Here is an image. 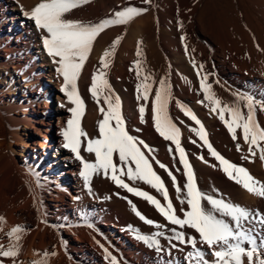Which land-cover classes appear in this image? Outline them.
<instances>
[{"label":"bare ground","instance_id":"obj_1","mask_svg":"<svg viewBox=\"0 0 264 264\" xmlns=\"http://www.w3.org/2000/svg\"><path fill=\"white\" fill-rule=\"evenodd\" d=\"M40 2L0 0V217L4 218L0 244L7 249L16 243L7 235L12 228L22 225L26 229L19 234L18 256L0 257V261L110 264V258H105L107 249L118 264H189V246L178 243L173 248L170 244L157 251L136 239L135 230L152 233V225L141 216L166 222L153 204L117 185L111 176L105 179L103 172L94 174L90 185L86 184L80 175L81 161L64 147L63 132L73 118L69 109L74 105L62 91L64 79L57 71L59 65L43 45L46 31L25 15ZM128 7L143 11L126 24L107 27L98 35L101 39L97 36L100 41L93 44L78 89L92 71L101 68L97 57L102 59L105 51L114 52L106 58L110 66L105 71L112 94L122 103L130 135L151 149L141 146L153 171L157 164L166 175L171 172L187 183L175 143L156 131L153 119L155 92L159 82L166 80L171 93L168 114L180 130V145L195 180L216 178L231 193V203L264 214V198L250 193L222 171L219 161L193 131L200 125L183 110L195 114L206 135L213 137L218 153L264 182V159L259 149L254 147L256 155L248 151L242 129H237V139L232 138L219 119V110L212 111L215 105L201 88V79L207 74L206 84L224 105L236 104L234 94L239 93L264 100V0H89L65 18L96 24L114 19L116 12ZM198 36L206 43L198 41ZM117 38L119 43L114 46ZM137 61L140 76L134 70ZM144 76L150 77L147 82L152 84L147 101L137 99L133 85L126 83L140 84ZM239 103L246 112L244 102ZM142 105H146L143 121L139 112ZM95 116L85 122L81 118L84 132L98 129ZM225 116L230 119L227 113ZM256 116L264 128V112L257 111ZM51 132L56 136L51 137ZM81 141V156L95 162L94 154L86 151L87 138L81 137ZM52 150L54 160L49 161ZM116 161L119 166L118 156ZM144 190L155 197V189L149 184L145 183ZM196 239L197 247L212 261L207 246L199 243L200 237ZM261 239L264 231L258 229L257 242ZM45 252L49 253L47 258ZM244 264H248L246 257Z\"/></svg>","mask_w":264,"mask_h":264},{"label":"snow or ice","instance_id":"obj_2","mask_svg":"<svg viewBox=\"0 0 264 264\" xmlns=\"http://www.w3.org/2000/svg\"><path fill=\"white\" fill-rule=\"evenodd\" d=\"M88 2L89 0H41L30 12H25V15L34 21L38 29L46 31L47 35L42 38L43 45L48 55L53 57L54 62L59 65L57 71L64 79L62 91L68 101L74 105L69 109L73 114V118L67 121V127L63 132L66 141L64 147L70 148L75 154V158L81 161L82 171L80 175L85 183L90 185L91 177L94 174L103 172L107 175L110 169L112 172L111 179L117 185L153 204L172 225L194 229L199 234V243L206 245L214 258L212 261L206 258L208 253L197 247L196 237H186L183 231H176L175 229L172 230L174 235L168 237L170 244L172 240H176L179 244L189 246L192 249L187 253L189 264H244L245 257L248 264H264V255H260L261 252H264V239H261L259 243L257 242L258 229L264 231V214L225 201L223 198L207 195L198 189L194 172L186 158L184 149L180 145V130L168 114V104L171 99L170 86L166 80H161L153 101L155 128L164 139L175 143L180 154V161L183 163L187 175L185 187L187 189V204L190 206V210L185 212L184 218H180L175 214V209L163 180L153 171L148 157L141 151V146L145 149H149V146L137 137L130 135L126 130L122 115V103L119 96L112 94L111 85L107 80L105 71L110 66L106 58L114 55L112 51H105L101 59V68L93 75L90 86V93L96 103L100 104L102 99L107 106L106 108L103 106L99 108V111L103 114V119L98 122L100 138H89L86 141V151L94 154L95 162L86 161L81 156V137L87 136V133L81 127V118L86 106L79 94L78 80L92 51L93 43L96 37L107 27L115 24H126L143 11L128 7L116 12L114 19H104L96 24L65 18L67 13ZM118 43L119 38L114 42V46ZM139 64L140 62L137 61L134 69L137 76L141 75ZM202 67L203 65H201ZM207 78V74H205L201 79V88L204 90L205 98L215 105L212 111L219 110V119L228 127L234 140L237 139V129H242L243 140L249 145L248 151L252 155H256L254 147L258 148L261 159H264V146H261V142H264V128L260 126L256 116L257 111L264 112V100L256 99L249 94L239 93L234 94L237 96L236 104L224 105L215 96L211 85L206 84ZM149 80L150 77L144 76L141 83L137 85V99L148 100L152 89V84L147 82ZM141 89H143L142 93ZM240 101L244 102L246 112L240 106ZM145 110L146 105L139 108L142 121ZM183 110L196 124L200 125L198 130L193 129V131L197 132L200 139L207 145L211 155L219 161L222 171L250 193L264 198V182L256 180L246 168L231 163L218 153L208 142L203 125L195 114L191 113L190 109ZM226 113L230 119H226ZM114 153L118 155L119 166L113 161ZM160 166L165 167L163 164ZM118 172L122 176L126 175L130 180H141L149 184L162 193L167 204L162 205L160 200L146 191L130 187L117 176ZM169 175L175 182V176H172L171 172H169ZM177 191H180L179 185H177ZM137 215H140V213L137 212ZM141 219H145L146 223L150 225H155L154 221L143 216H141ZM3 220L4 218L0 217V222ZM155 226L162 227L160 225ZM23 231H26V229L22 225L12 228L7 235L14 239L16 243H13L7 249L0 244V257L15 258L18 256L20 251L18 241L21 239L19 234ZM162 235H164L162 232L145 235L135 230L136 239L144 242L150 248H155L157 251L161 249L157 237ZM176 246L171 244L173 248ZM101 247L103 246L101 245ZM104 251L106 253L105 258H110V264H118L115 256L107 249H104ZM254 254L257 256L256 260H254ZM43 255L47 258L49 253L45 252ZM51 255H55V253ZM0 264H2V261H0ZM13 264H15V260ZM36 264H46V259L36 262Z\"/></svg>","mask_w":264,"mask_h":264},{"label":"rangeland","instance_id":"obj_3","mask_svg":"<svg viewBox=\"0 0 264 264\" xmlns=\"http://www.w3.org/2000/svg\"><path fill=\"white\" fill-rule=\"evenodd\" d=\"M98 37L100 38V36H98ZM98 37H96V39ZM99 38L97 40L95 39L96 42L94 41L97 45H98V42L101 39V38L100 39ZM197 39L200 42L206 43L205 40L203 38L199 37V36H198ZM95 43H93V44H95ZM97 58H98V59H96L97 62H100L101 60H99V59H101V57L100 58L97 57ZM130 63H132V62L130 61ZM98 66L99 65L97 64V67ZM84 67H85V65H84ZM98 69L99 68H97L96 70L92 71L91 74H89L87 81L84 82L81 85V88H79V94L83 98L85 106H86L84 114L82 116V120L84 122L87 119H88L87 121L93 119L92 117H94L95 115H96L95 117H98V121L103 119V114L99 111V108L101 106L104 107V104H102L103 100H101L100 104H97L96 101L94 100V98L92 97L91 93H90V86L92 84V77L97 72ZM84 71H85V68L82 70V72L84 73ZM82 72H81V74L83 75ZM82 75H80V76L82 77ZM126 83L130 84V85H133L132 87L135 89V91H137V85L139 83L137 84L134 81L131 82V80L127 81ZM142 91H143V89H141V93H142ZM57 106L58 105L55 104V108H57ZM113 124H114V122H113ZM125 127H126V130L129 132V129H128L127 125H126V122H125ZM92 131H95V130H90L89 129V130L85 131V133H87V136H86L87 139H89V138H91V139L100 138L99 127H98V129L95 132H92ZM129 134H130V132H129ZM50 136L51 137L56 136V132H51ZM206 137H207L208 142L211 143L212 147L215 149V147H214L215 143L213 141L214 139H212L213 137H211L210 135H206ZM41 140H43V137H41ZM54 152L55 151L52 150L49 153V155L47 156V159L49 161L54 160ZM117 156L118 155L114 153V156H113V161L114 162L117 160ZM155 172H156L157 175H159L161 177V179L163 180V182L165 184V187H166V189L168 191V196L171 199V202H172L173 207L175 209V214L178 217H180V218H184L185 212L190 210V206L187 204V189L185 187V185L187 183H183V182L179 181L176 177H175V182H174L172 180L171 176L170 175H166L161 170V168L158 167L157 164L155 165ZM111 174H112V172L109 169L107 175H105L103 173V177L105 179H107V178H109L111 176ZM117 176L120 179L124 180V182L127 183L130 187H136V188H138V189H140L142 191H145L144 190L145 182H143L141 180H128L127 177H125L126 175L122 176V175H120L119 172L117 173ZM173 176H175V175H173ZM195 183H196L198 189L201 192H203V193H205L207 195L216 197V198H223L225 201H228V202L230 201L231 202V198H230L231 193L229 192V190H226L224 186L222 188V185L220 184V182L216 178H212L211 176H208V177L206 176L201 182L195 180ZM177 185H179L180 191H177ZM155 197H156V199L160 200L162 205H166L167 204V201L164 199L162 193L157 191L156 189H155ZM156 222L157 221L155 220V225H160L162 227H156L154 225V228H153V225H152L153 230H151L152 228L150 227V231L152 232L151 234L157 233V232L164 233V235L157 237V239L159 240L160 245L162 244L161 247H164V245H166V246L170 245L168 237H171V236L174 235V232L172 231L173 229H175L176 231H183L186 234V237L199 238L198 237L199 236L198 233L195 232L194 229H191L189 227L180 228L178 225H172L167 219H166V222L164 224H163V222L162 223H160L159 221L157 223ZM195 233H196L197 236L195 235ZM178 243L179 242L176 241V240H172L171 241V244H178Z\"/></svg>","mask_w":264,"mask_h":264}]
</instances>
